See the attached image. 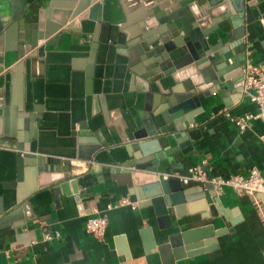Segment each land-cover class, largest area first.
<instances>
[{"label":"crops","instance_id":"obj_1","mask_svg":"<svg viewBox=\"0 0 264 264\" xmlns=\"http://www.w3.org/2000/svg\"><path fill=\"white\" fill-rule=\"evenodd\" d=\"M211 1L206 0L202 7H209ZM50 2L18 1L16 6L25 7L29 14L28 29L38 21L41 9L52 11ZM102 14L110 23H103L97 48L95 30L99 23L87 19L84 28L57 32L56 43L46 45L43 58L25 56L23 93L32 110L34 106L39 110L33 111L37 115L35 128L21 132L24 151L17 149V137L5 142L0 138V196L9 207L6 222L0 226V264H164L157 248L167 242L165 235L206 227L221 232L215 235L212 247H207L213 249L187 255L173 264H264V194L239 193L232 187L218 192L211 183H184L180 179L188 192L186 200L171 207L172 226L161 230L153 206H144L141 186L134 188L122 179L120 183L113 179L110 163L136 160L140 144L163 149L178 143L172 132L148 135L139 141L130 128H123L120 118L127 114L137 122L136 130H145L139 113L146 96L140 89L147 82L134 71L143 67L133 45L140 37L130 39L136 24L127 20L119 0L105 4ZM245 38L246 63L262 62L264 19L247 25ZM17 39L18 27L2 46L0 97L5 93L10 96V77L7 83L5 76L23 61ZM189 68L177 75L178 83L168 75L151 84L157 97L170 88L183 92L194 87L191 79L203 87L197 94L204 110L190 126L195 129L193 148L186 154L181 149L175 153L179 167H168L165 172L182 176L192 165L204 163L210 176H248L253 167L264 173V120L249 121L245 130L235 121L257 109L241 88L243 69L229 73L231 84L222 81L217 89ZM119 128L127 134L126 141ZM26 153L69 159L74 167L71 176L85 197L55 193L60 186L58 179L66 174L58 164L48 169L41 166V170L25 165L17 186L5 187L16 179L18 158ZM124 196L137 207L107 209L108 203ZM97 214L108 219L104 238H95L85 228L88 218ZM52 230H60L61 236L43 240L44 233Z\"/></svg>","mask_w":264,"mask_h":264},{"label":"water","instance_id":"obj_2","mask_svg":"<svg viewBox=\"0 0 264 264\" xmlns=\"http://www.w3.org/2000/svg\"><path fill=\"white\" fill-rule=\"evenodd\" d=\"M18 1L0 0V58L4 55L3 43L9 42L11 34L18 27L17 50L19 57L23 59L5 76L7 83L10 77L11 94L9 96L5 93L0 97V138L5 142L17 137V149L22 152L24 138L21 132L25 134L35 128L37 115L33 111L39 110L38 106H34L32 110L23 93L22 70L26 65L25 56L43 58L46 55V45L56 43L54 35L57 32H69L75 26L84 28L87 19L99 23L95 30L94 47L97 48L103 23H110L102 14L105 4L110 0H51L52 11L49 13V9H41L38 21L31 23L30 29L26 24L29 14L25 7L16 6ZM119 1L127 20L136 24L130 39L140 37L133 45L143 60V67L134 71L147 82L140 89L146 96L145 106L139 113L145 127L144 132L136 130L137 122L132 116L127 117V114L120 118L122 126L124 129L130 128L134 138L139 141L148 135L172 132L178 144L163 149L153 147L150 143L140 144L141 154L135 155L136 160L120 164L112 162L108 170L118 183L122 179L130 187L141 186L146 200L144 206H153L160 229L165 230L172 226L171 207L186 200L188 192L179 177L165 178L162 174L168 167H179L173 158L175 153L181 149L186 154L193 148L195 129L190 126L204 110L197 94L203 87L200 86L201 83L191 79L194 87L185 88L183 92L170 88L157 97L151 90V84L168 75H173L178 83L177 75L187 67L198 71L206 83H212L217 89L221 87L222 81L231 84L228 74L236 69L241 72L246 66L247 25L264 19V1L214 0L205 9L202 5L206 0ZM76 18L77 22H73ZM13 19L16 21L11 23ZM158 66L160 69H156ZM156 74L160 75L155 77ZM120 133L126 141L127 134L121 129ZM55 164L63 165L60 171L66 172L58 179L60 186L54 189L55 193H74L84 198L85 194L78 187V181L71 176L74 167L69 159L58 160L33 153H26L18 158L16 179L4 186L15 188L16 183L22 179L25 165H36L41 170V166L48 169L54 168ZM8 210L4 197L0 196V226L6 222ZM220 233V230L216 232L212 227H206L168 234L165 235L167 242L160 245L157 251L164 264H173L174 260L187 255L213 249L207 247H212L215 235Z\"/></svg>","mask_w":264,"mask_h":264},{"label":"built area","instance_id":"obj_3","mask_svg":"<svg viewBox=\"0 0 264 264\" xmlns=\"http://www.w3.org/2000/svg\"><path fill=\"white\" fill-rule=\"evenodd\" d=\"M241 88L257 106L255 111L247 112L235 119L240 129L245 130L249 121L253 119L264 120V60L260 63H246L243 69ZM262 137L264 139V135ZM176 175L175 173L167 172L162 174L165 178L179 177L184 183H189L191 181L211 183L218 192H222L225 187H232L239 193H248L252 195L264 194V173L258 167H253L248 176L236 174L230 177H216L208 175L207 171L204 169V163H197L189 168L186 175ZM123 205H131L133 208L137 207L136 203L132 201L130 197L124 196L117 202L108 203L107 209ZM107 224V216L105 214H97L88 218L85 228L86 231L95 238H104L107 232ZM60 236V230L46 231L42 239L49 241Z\"/></svg>","mask_w":264,"mask_h":264}]
</instances>
